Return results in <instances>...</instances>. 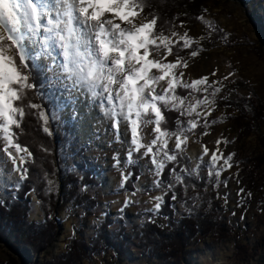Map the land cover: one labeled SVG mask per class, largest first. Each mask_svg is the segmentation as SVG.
<instances>
[{"label": "snow or ice", "instance_id": "snow-or-ice-1", "mask_svg": "<svg viewBox=\"0 0 264 264\" xmlns=\"http://www.w3.org/2000/svg\"><path fill=\"white\" fill-rule=\"evenodd\" d=\"M150 6V0H0V183L5 175H15L10 187L16 191L29 178L27 165L35 163V156L20 142L26 118L38 121L39 130L51 137L52 123L67 114L80 127L90 124L97 139L99 125L107 121L103 131H111L116 142L127 145V165L147 160L142 168L153 177L147 190L159 188L162 192L149 201V213L160 214L168 192L175 202L177 185L184 188L185 204L191 199L194 207L198 200L187 196L186 176L213 183L217 189L222 183L227 186L228 178L220 177L233 167L235 153L225 156L221 152L219 145L230 143L226 138L216 141L215 151L203 146L195 166L182 163L192 160L188 142L196 130L205 129L201 134L208 135L206 129L216 123L208 117L217 105L221 88L215 84L220 81L210 82L208 76L189 81L182 70L189 63L181 53L192 49L189 55L198 56L202 49H193V43L199 46L204 37L195 40L187 31L181 35L174 30L177 25L168 21L158 29L160 18L154 12L141 15ZM197 19L210 31L223 33L220 38L227 41L229 34L213 26L203 13ZM165 24H169L168 34ZM169 113L176 114L172 127ZM41 148L49 152L47 147ZM113 160L114 167H119L118 153ZM166 168L171 178L167 182ZM201 168L207 170L206 177L200 176ZM133 174L122 173L118 187L125 188ZM44 179L47 191L54 192L55 182L46 173ZM224 200L227 203V194ZM134 203L139 201L130 196L120 213ZM0 206H5L3 200ZM193 207L186 208L189 215ZM106 216L105 212L97 219Z\"/></svg>", "mask_w": 264, "mask_h": 264}, {"label": "rangeland", "instance_id": "rangeland-1", "mask_svg": "<svg viewBox=\"0 0 264 264\" xmlns=\"http://www.w3.org/2000/svg\"><path fill=\"white\" fill-rule=\"evenodd\" d=\"M199 2L202 3L203 10L207 9V12H204L206 19L211 20L213 26L224 29L229 35L227 41L222 40L220 37L223 33L210 31L209 27L200 20L189 22L181 19L174 29L181 35L187 31L189 36L195 40L204 37L200 40L199 46L193 43V49L198 47L202 49L198 56L188 55L186 57L189 67L182 69L185 79L191 81L208 76L210 82L220 81L215 84V87L221 88V92L216 97L215 110L208 117L209 121L215 120L216 123L206 129L208 135H202L201 133L205 131L202 129V132H196V135H193L188 142V152L192 156L191 167L198 163L196 158L201 155L203 146L206 145L210 152L215 151L218 139L226 138L230 141L228 144L221 143L219 148L225 156L231 153H235V156L232 161L233 167L223 171L220 177L221 180L228 178L226 187L222 183L217 189L213 183H205L203 179H196L197 182H204L206 187L203 191H195L188 196L197 197L199 202L194 207L199 208L200 214L208 216L211 221L219 217L220 223L228 232L224 241L218 243L215 236L217 232L214 230V233L210 234L198 247L191 264H264V178L257 172L254 177L256 185L248 191H246L247 183H242L244 176L250 169H253V164L248 163L247 165V162L254 161L261 153L259 138L264 137V122L260 129L254 128L248 137H241V127L235 121L240 114L237 110L227 107L229 103L247 99L256 106L264 108V56L260 54L259 46V31H264V0H244L243 2L199 0ZM253 20H257V26L254 25ZM181 21L185 22L184 27H179ZM168 59L171 60L173 57ZM213 72L215 75H212ZM229 73L235 74L228 80H224L223 77ZM225 96L228 99H223ZM245 110L246 118H252L254 111L248 106ZM59 121L62 125L72 122L67 114H64ZM107 123V121H102L99 125L101 131L97 139L92 135L90 124L80 127L79 124L73 122V136L77 141L72 144L68 143L65 150L68 165L72 167L79 161L78 156L73 154L75 149L87 147L83 156L84 160L90 167L94 166L100 171L98 175L100 185L93 191L97 195L99 207L84 227L83 237L87 241L92 238L93 226L104 219V217L99 220L97 218L105 212L109 213L114 223L117 222V218L124 219L127 232L135 234L134 228L148 219L146 214H149L147 209L152 207L149 203L151 198L162 194L159 188L147 190L153 177L150 172L142 168L147 163V160L143 159L138 163L141 177L135 184V195H132L133 192H122V188L118 187L122 173L129 172L128 165L125 163L127 145L116 142L111 131H103ZM148 139H151V135ZM169 146H172L171 143ZM117 153L121 164L119 167H114L113 157ZM204 159L207 162L208 157ZM11 167V164L7 165L8 169ZM200 176H207L205 168H201ZM16 179L15 175L11 177L5 175L0 183L1 198L13 196L6 190H11L10 185ZM210 179L215 180V177ZM225 194H227V203L224 200ZM130 196L139 203L132 204L121 214L119 209ZM27 200L31 209L29 222H42L43 216L37 197L30 194ZM186 206L188 203L184 205L181 203L176 207V220L187 215ZM80 213V210H75L70 205L62 208L57 215L61 227L60 237L47 253L34 255L29 264H46L58 259L65 252L73 231L76 232L81 226L78 217ZM93 221L97 223L94 224ZM237 246L248 248L246 252L249 257H246V261L238 259ZM10 255L9 249L0 244V261H7ZM157 262L156 256L150 258L148 253L139 248L138 241L134 240L132 255L126 261H117L108 253L104 256H93L81 264H157Z\"/></svg>", "mask_w": 264, "mask_h": 264}, {"label": "trees", "instance_id": "trees-1", "mask_svg": "<svg viewBox=\"0 0 264 264\" xmlns=\"http://www.w3.org/2000/svg\"><path fill=\"white\" fill-rule=\"evenodd\" d=\"M236 1L243 2L244 0ZM150 2L151 6L146 7L141 14L154 12L160 18L157 22L158 29L163 21L175 25L181 19L194 22L198 20L197 17L201 13L204 14L202 3L199 0H150ZM173 17H178V19L173 21ZM149 18L151 19V16ZM256 22L257 20H253L254 25L257 26ZM164 27L168 34L169 24H165ZM259 38L260 54L264 56V31H259ZM190 51L189 49L184 50L181 55L186 58ZM36 82L39 83L38 74ZM247 106L254 111L252 118H246ZM45 107L47 108L48 105L45 104ZM227 107L237 110L240 114L235 121L241 127V137H248L254 128H261L264 122V108L261 106H256L250 100L242 99L236 103L227 104ZM168 115L170 117L169 126L172 127L171 121L175 119L176 114L169 113ZM51 126L54 135L48 137L39 130L38 121L34 118H26L25 131L20 136V142L27 144L33 151L35 163L27 165L29 178L21 183L18 190H6L8 194L15 195L16 199H13V196L11 198L0 197V200L5 202V206H0V244L11 252L8 260L0 261V264H29L34 255L47 253L61 235L57 215L62 208L68 205L81 211L78 214L81 226L70 238L65 252L55 261L46 264H81L93 256H104L108 253L117 261H126L132 255L134 240L138 241L139 248L148 253L150 258L157 257V264H191L198 247L210 234L214 233V230L217 232L215 236L218 243L226 238L228 232L220 223V218L216 217L214 221H211L208 216H203L199 208L193 207L191 199L186 208L193 207V213L191 215L187 213L186 216L176 220V207L181 203L185 204L184 188L177 185L174 189L177 200L171 201L172 192H168L160 214H146L148 219L134 228L135 234L127 232L124 219L117 218V222L114 223L107 212V216L93 226L92 238L89 241L85 240L83 233L86 222L99 207L97 195L93 191L100 185L98 181L100 171L94 166L90 167L84 160L83 156L87 147H77L73 154L78 156L79 161L72 167L68 165L66 147L68 143L72 144L77 141L73 136V122L62 125L58 120ZM196 132L200 133L202 129H197ZM41 145L47 147L49 152H43ZM259 145L260 155L254 161L247 162V165L248 163L253 164V169H250L242 180V183H247L246 191L252 190L256 185L254 177L257 172L264 178V137L259 138ZM182 163H186L191 168L190 161H182ZM168 167H171V164ZM128 168L129 172L134 174L122 192H135V184L141 177L140 166L139 164L128 165ZM45 173L48 179L55 182L54 192L47 191ZM164 178L166 182L171 179L167 168ZM185 181L189 184L187 196L195 191L201 192L206 187L204 182H197L195 178L186 176ZM193 184L195 187L191 186ZM85 185H87L86 191L82 190ZM30 194H34L39 200L42 222H29L31 209L27 197ZM49 216L51 219H48ZM150 219H154V223L149 222ZM114 226L116 228H113ZM247 250L248 248L237 246L238 259L246 261V257H249ZM158 254L161 255L158 256Z\"/></svg>", "mask_w": 264, "mask_h": 264}, {"label": "water", "instance_id": "water-1", "mask_svg": "<svg viewBox=\"0 0 264 264\" xmlns=\"http://www.w3.org/2000/svg\"><path fill=\"white\" fill-rule=\"evenodd\" d=\"M28 200H29V198H28Z\"/></svg>", "mask_w": 264, "mask_h": 264}]
</instances>
